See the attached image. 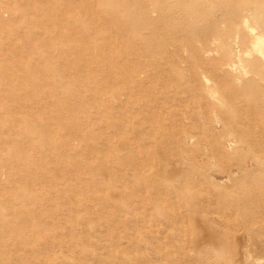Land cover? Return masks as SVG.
<instances>
[{
	"label": "bare ground",
	"instance_id": "6f19581e",
	"mask_svg": "<svg viewBox=\"0 0 264 264\" xmlns=\"http://www.w3.org/2000/svg\"><path fill=\"white\" fill-rule=\"evenodd\" d=\"M102 75L139 93L133 108L143 117L133 124L141 135L148 123L171 130L176 157L157 154L162 161L140 181L120 167L137 163L124 140L79 142L100 132L99 113L125 107L119 94L101 97L89 85ZM17 79V88L0 87V264H137L87 254L84 245L55 252L63 222L69 232L74 223H102L72 221L88 206L116 225L123 212L128 221L155 218L173 229L197 225L189 261L264 264V0H0V82ZM167 83L176 84L173 94L158 91ZM90 103L94 111L83 114ZM162 107L174 116L169 122L156 113ZM53 111L59 118L51 122ZM101 144L110 149L102 160L62 161ZM75 170L85 175L70 181ZM78 182L98 190L91 202ZM135 186L147 192L146 217L132 205Z\"/></svg>",
	"mask_w": 264,
	"mask_h": 264
},
{
	"label": "rangeland",
	"instance_id": "374dc122",
	"mask_svg": "<svg viewBox=\"0 0 264 264\" xmlns=\"http://www.w3.org/2000/svg\"><path fill=\"white\" fill-rule=\"evenodd\" d=\"M19 22L20 20H16V24L18 26H19ZM65 47L63 46V48ZM6 64L10 66L9 70L13 73V75H15L18 70V65L16 64V61L10 60V61H7ZM18 81L19 79H17V83L15 82V80H12V82L6 81V83L1 81L0 87L1 88H6V87L7 88H14V87L17 88L19 87V85H22ZM105 82H106V78L104 77V75H102V76H98L95 79L93 78L90 79L89 85H92L93 87H96V88H100L98 90H100L101 97H106L110 94L117 93L120 95L121 100L125 102L124 109L123 108L118 109L117 107H115L109 110V111H113L112 112L113 114L115 113L119 114V116L116 118L111 112L108 113V109L99 113V115H101L103 118V120L101 121L105 120L107 122L108 120L110 121L118 120V123L120 125L119 129L114 130V131L109 130L108 128H105V125H107L105 121L102 122L103 124L100 121L98 124L100 126V132L98 131V129H96L94 134H92V136L88 133L84 134L83 137L79 135L80 137L79 136L78 137L81 138L82 141H79V140L78 141L80 143L85 144V142L90 143V142L100 141L102 138L103 139L105 138L106 140L109 141V143L112 144L114 142L116 143L120 141L119 139L124 140L127 147L131 151V156L134 158V160H136L137 163L133 164L132 167H129V166L127 167L125 165L123 167L122 166L120 167L122 168V171L127 169L129 171L134 172L135 176H138L139 177L138 179L140 181L141 179L146 178L147 176L145 175L146 174L148 175L155 168L157 161H162L165 159H171V158L176 157V154H174L175 152L171 148L173 144L171 140L169 139L171 130L168 127L159 129L157 127H154V123H148V125H145L146 128L144 127L145 128L144 133L141 135V133H139L140 131L136 130V127H135L136 125L134 124L136 122H139L143 116H141V114L137 111L138 109L133 108V106L135 107L137 105V101L139 99V93H137L136 91H131V90H134L135 88L132 87L129 89V86H127L125 82H122V81L120 82L118 81V83L116 84L110 83L109 85L106 84ZM174 86H176L175 83L163 84V86L158 87V91L161 93H165L166 89L168 90V88H170V90L172 91L168 90V92L173 94L172 92L176 91L175 89L173 90ZM77 88L87 90V86L85 85L82 86L81 84H77ZM90 88L92 87L90 86ZM128 89L131 92L130 96L126 94V92L128 93ZM177 94L180 95L181 93L177 92ZM59 95L62 96V94H59ZM131 96L133 97V99ZM166 98L168 99V97ZM125 99L128 100L129 103ZM44 107L47 109H50L52 108V105L50 104V102H47L46 104H44ZM81 109L82 110L80 111L83 114H85L86 109L89 112L94 111V108L91 107V103L88 104V107H84V108L82 107ZM156 110H157L156 113H159L161 117H164V122H169L171 118L172 119L174 118L173 115L166 113L163 107L157 108ZM48 118H50L49 121L51 122L56 121V119L59 118V113L56 111H53L48 116ZM133 119L135 120L137 119L136 122H133L134 121ZM87 128H88V125H87ZM99 148H100L99 152H95L91 154L88 147L83 145L80 153L72 156L69 160H65V159L63 160L62 158L61 159L62 161H72V162L73 161L74 162H83V161L93 162L96 154L97 155L100 154L98 159L102 160L103 153H105L107 156V154L110 153V149L105 144H101ZM157 154H159V156L161 154L163 159L157 156ZM158 157L159 159H162V160H159ZM55 158L56 157L49 159L50 161L48 162H50L49 163L50 165L51 164L53 165L55 164V162H57V161H54ZM111 163L109 164L112 165L113 163L112 164ZM79 172L80 170H75L70 175L67 174V176H69L70 178V181H73L75 177L85 175V173L81 172L80 174ZM137 187L139 186H135L134 189L132 187H129L128 191L130 192L129 189L132 190L130 192V196L132 197V205L139 206L140 208V209L138 208L139 211L140 210L143 211V213H140V215H144L148 213L147 210L150 211V209L144 210L145 207L143 209L142 207H140V205H142L148 200L146 196L147 192L144 189L135 190V188L138 189ZM76 188L78 189L77 191L80 194L84 195V197H88L90 202H91V199H93L92 198L93 194L97 193V192H93L94 191L93 189L95 188L93 189L89 187L87 188L83 183L80 184L79 182L77 183ZM74 190H75V187H74ZM138 212L137 213L135 212V213L138 214ZM121 215H122L121 218H123L124 222L122 221V223L116 225L115 223H109L110 219L108 216V212L106 210H100V209H95V208L92 209V206H88L84 210H80V211L75 210L73 212V216L71 217L72 221L74 220V222L76 218L80 216L88 217V218H91V217L93 218L97 216L102 221V223L97 224L93 220L91 222L87 221L85 223H74L72 227L73 228L75 227L74 228L75 231L69 232L67 230L68 228L63 222L62 223L63 227L61 226L60 228H58V231L60 234L59 237H60V240L63 241V244H62L63 246L62 245H61L62 247L56 246L55 247L56 251L55 250L54 251L57 253L58 252L62 253V254H71L70 250H73L72 252L77 253L79 252V245L80 246L84 245V247L86 248L85 252L86 253L88 252L87 254H90L91 252V254L101 255L103 257H108V258L114 257L113 255L121 254V255L129 256L131 258L135 257V259H139V260L141 259L142 261L141 260L138 261L139 263L137 262V260H135L137 264H146L144 263L145 261L147 262L146 259L149 260V264L150 263L157 264V262L162 260V258L163 259L168 258L170 260V264H213V261H210V259L206 261L201 260V259L189 261V259L193 256L190 257L188 255L189 253L188 249L193 247L194 240L196 238V233L194 230L195 229L199 230L197 225H190L188 222L185 221V222H182L180 226L175 227V229H173L172 226L164 222H159L155 218H153L152 220H148L147 222H143L141 220V217L138 214L139 217L136 221H128L129 216H130L129 214L123 212ZM209 215L212 216L213 219L215 220L218 217L217 213L214 211H211ZM60 220L65 221V217H63ZM89 223H91V225H89ZM158 226L159 228L162 227L160 231H159V228H157ZM83 231H86L87 234L85 235ZM156 232L158 233L155 234ZM69 242H70L71 249H66L67 247L66 244ZM46 254H52V250H47Z\"/></svg>",
	"mask_w": 264,
	"mask_h": 264
}]
</instances>
